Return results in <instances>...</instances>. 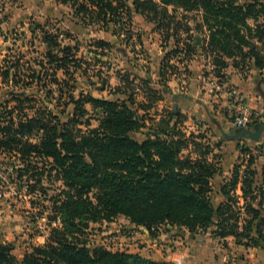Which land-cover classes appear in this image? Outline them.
Returning a JSON list of instances; mask_svg holds the SVG:
<instances>
[{
	"label": "trees",
	"instance_id": "1",
	"mask_svg": "<svg viewBox=\"0 0 264 264\" xmlns=\"http://www.w3.org/2000/svg\"><path fill=\"white\" fill-rule=\"evenodd\" d=\"M59 1L69 4L82 22L88 18V21L105 27L118 22L124 14L131 16L132 11L154 20L158 6L163 7L164 15L168 6L181 7L185 12H202V22L194 27L196 34L192 35L191 42L181 49L175 40V48L163 56L160 76L165 80L167 72L174 73L177 69L175 64L169 63L171 57L183 54L186 58L194 53L197 46L193 43L203 27L209 38L204 48L200 37L202 44L198 47L211 57L216 76L223 77L225 74L220 70L229 66L242 72V63L237 61V56H244V46L249 48V43L240 34L238 25L247 31L253 30V36L258 37L255 34L261 31L252 29L247 21L252 18L257 22L252 12L256 7L260 11L264 9V5L255 0L242 4L236 0H160L162 5L154 0H132L133 10L119 0ZM158 25L161 26V21ZM42 38L47 51L46 61L38 63L39 70L30 68V73L22 74L20 60H2V82L11 87L9 90L21 84L18 91L22 95H9L16 104L4 106L0 111V156L2 163L12 167L9 177L17 181L19 187L25 184L28 193L40 192L51 203L42 206L39 213L47 211L49 221L58 220L59 224L50 227L43 244H32L21 258L13 253L12 242H0V264H172L154 261L138 253L109 250L100 244L90 246L84 237L89 223L110 222L117 215L131 218L130 222L144 227L152 236L158 233L154 232V227L158 230L163 224L183 226L190 232L209 224L214 228V238L225 241L232 236L236 245L248 248L262 244L260 247H264V217L259 216V204L253 208L255 215L248 221L253 234L243 228L233 235L228 230L232 225L228 223L230 219L223 213L224 210L240 211L238 201L229 194L236 193L238 184L241 183L243 196L250 195L254 201L258 191L263 190L259 182L264 181V169L261 177H256L255 158L249 156L246 162L234 165L231 177L221 185L220 193L225 200L215 206L210 179L220 171L218 159L221 157L220 153L213 152L215 144L201 139L196 142V139L204 138L201 134L190 133V137H186L179 127L184 118L174 109L167 119L162 117L149 124L144 139H133L129 133L143 126L141 119L135 118L139 107L135 106L133 95L125 94L126 99L121 100L90 95L85 98L82 93L75 96L76 67L69 70L74 60L70 47L61 46L62 54L57 56L53 54V49L59 46L57 34L42 30ZM98 43L107 44L103 40ZM234 50H238V54ZM249 51L253 55V65L263 68L264 50H258L253 44ZM59 69L65 77L57 78ZM52 84L56 86V105L38 108L34 98L37 94L32 87L45 89V99H52ZM45 99L38 102L44 104ZM86 101H91L92 107L102 112L96 118L97 126L84 132L79 126L83 123L89 126L91 120L86 117L88 113L83 107ZM146 106L140 104V108ZM25 109L34 116L15 119L13 112ZM161 122H165L163 128ZM263 136L264 121L253 119L245 126H233L223 132L220 140L246 138L258 141ZM188 139L198 147L195 158L181 153ZM53 177L61 184L56 188L57 194L48 196V183Z\"/></svg>",
	"mask_w": 264,
	"mask_h": 264
},
{
	"label": "rangeland",
	"instance_id": "2",
	"mask_svg": "<svg viewBox=\"0 0 264 264\" xmlns=\"http://www.w3.org/2000/svg\"><path fill=\"white\" fill-rule=\"evenodd\" d=\"M154 1L159 5H162L160 0ZM236 1L239 2V4L252 2V0ZM255 1L264 5V0ZM119 2L122 4L125 3L133 10L131 4L132 0H125V2L123 0H119ZM114 4L117 5L116 1H114ZM161 8L163 7L158 6L156 19L154 20L150 19V17L147 18L140 13L132 11L131 16H127L123 13V17L119 19L118 22H111L108 27H105L99 23L88 21V18L82 22L79 19V16L74 15V9L71 8L69 4L62 3L59 0H0V24L5 22H12V24H14L13 29L7 31L5 35L6 38L9 39V43L7 44L9 48L7 50L5 48L0 50V54L2 53L1 68H3L2 60L5 58L6 60H20V70L22 74L25 72L26 74L30 73V68L31 70H39L40 66L38 63H44L46 61L47 51L42 38V30H49L54 34H57L59 42V46L53 49V54L61 56V46H69L70 52H72L71 54L74 60L72 61L73 63L70 65L71 68L69 70L73 71L76 67L74 74L76 84L74 83L75 89L73 91L75 96L82 93L85 98L90 95L94 98H120L121 100L123 98L126 99L125 94H131L133 95L135 106H138L139 109H145L146 107L140 108V102L144 101L138 100L137 98H139L138 95L140 91L146 92L147 90V93H150V89L146 84L148 83L147 77L149 76L148 72L150 71L148 63L151 61L150 59L148 60L150 57H147L146 55L148 53V49H144L146 43L151 37L150 34H148L149 31L151 30L153 33H156L155 37L152 38L153 40L157 39L160 41V45L163 47V57L167 52L175 48V40H178L179 42V45L177 44L179 46L178 48L181 46L184 48V44L191 42L192 35L196 34L194 27L198 24V22H202V12H185L181 7L168 6L167 13L164 15V10ZM258 8L259 7H256L255 11L252 12L253 16L256 17L257 22L252 18H249L247 21L252 29L258 28L261 31L260 33L255 34V36L258 37L253 36L255 33L253 30L247 31L240 25H238V27L241 29L240 34L248 41L249 48L253 44H256L258 50H264V9L260 11ZM11 15L14 17L13 21H11ZM160 21L161 26H157ZM207 32L206 27H203L200 31V35H196V37H199L200 40L201 38L203 39L204 48H206V42L209 38ZM10 39L18 42L16 43L14 41V43H12ZM33 39H38L40 42H43L45 48H38L40 47V44H38L37 48H35L36 46ZM98 40H103L107 44L101 45L98 43ZM249 48L244 46V56H239L238 50H234V53L238 54L237 61L242 63L240 65L243 68L241 73L246 77L252 74L258 78L259 83L264 84V67L258 68L253 65V55L252 52L249 51ZM202 51L205 52L203 49ZM206 51L209 52V50ZM182 56V54H179L178 56L171 57L169 63L175 64L174 62L176 61V58H181ZM145 67L148 69L143 70L144 77L137 80V75L140 74H138V70ZM227 69L228 68L221 69L220 72L225 74ZM58 72L59 78L65 77L62 69H59ZM168 75H170L169 72L166 73V79H168ZM204 75L210 87L213 89L217 82H221V80L224 79V76L221 78L216 76L211 57L210 64L204 72ZM163 80L165 79H162V81ZM163 85H165V83H163ZM50 86L51 90L54 91L51 95L52 99H45V94L43 92L45 89L37 88L36 86L32 87L31 90L34 92L36 91L35 93L37 94L34 98L37 101L36 106L38 108H43L46 105L51 107L56 105V86L53 84ZM230 86L231 85H228L227 88H230ZM10 88L11 87H9L6 83L0 84V111L4 106L12 107L16 104L15 101L10 100L9 98V95H14L8 92ZM19 88H21V84H17L15 89L12 90H20ZM234 91V88L230 89L232 99L234 96L233 94H235ZM40 99H45L46 103H39L38 101ZM170 106L171 104L169 103L168 107L170 108ZM83 107L88 113L86 117H91L89 126H86L85 123L79 126V128L86 132L88 128L97 126L98 121L96 118H98L102 111L101 109H94L91 101H86L83 104ZM245 108L247 109L246 106ZM139 109L137 112L134 111L136 112L135 118L138 120L141 119L143 126L139 130L131 131L129 133L133 139L138 141L147 136L149 124L152 122H158L162 119V117H164L163 119H167L169 117V112L173 110L172 108L167 109L166 111L168 112H162L161 115L164 116L158 119L157 116H153L152 111L148 113L146 111L142 112V110L139 111ZM228 109L229 108H227L229 123L232 124V126H235L233 123V116L229 114ZM13 113L15 119L21 118L23 120L25 119L23 116L28 118L30 116H34V114L30 113L26 109L22 111L18 110ZM194 119L188 120L187 123L192 126L191 130L187 128L188 125H183L184 121L180 119V121H182H178L180 122V129L184 132L186 137H190V133H193L195 136L200 134L204 136L205 134V141L209 140L212 144H215L213 152L219 154V146L222 143V141L220 143V139L217 137L219 133V126H217V124H211L210 121H207V125H209L210 128L205 129L203 119H196V117H194ZM64 120H67V118ZM252 120L253 119H250L249 117V122ZM163 125H165V122H161L160 127L163 128ZM200 139L203 141V138H199L196 139V142H200ZM242 139L243 140H241L236 146L240 155L239 160L241 158L248 159L249 156H252L261 162L262 166L257 167V170L260 168L262 171V169H264V139L259 140V142L255 145H252L249 141L244 140L246 138ZM190 140L191 142H194L195 139L192 140L191 138ZM190 140L188 139V144L186 143L181 153L195 158L199 153L196 151V149L198 150V147L192 144ZM221 162H218L219 166ZM236 162H238V160H236ZM224 165H228V163L225 164L224 162ZM8 167L10 166L5 164L4 161L2 163V159H0V193L2 194L0 197V235L2 238L6 239L7 237L11 240L9 242L13 243L17 249L16 254L19 256L26 246H31L32 244H43L45 239L48 237L50 229H47L44 224H41V226L38 223V217L42 214L39 213L41 212L42 206H49L51 203H49L47 199L40 194V192L28 193L26 191L25 184H23L22 187H19L18 182L14 181L12 177H9L8 179L9 174H12V170L7 171ZM4 177H6V179H3ZM259 183L263 190L258 191L255 201L249 197L250 195L243 196L242 192L229 193L230 196H233V198L238 201V205L241 206L240 211H238V209H233L232 212H230L231 210L223 211L225 216L230 219L228 223L232 225L228 230L233 235L240 233L243 228L248 229L250 234H253V232L251 233L253 230L252 226L248 224V221H250V219L255 215L253 208H256L255 206H258V204L261 209L259 211V216L261 218L264 217V181ZM43 184H46V181ZM48 184L49 189L46 194L48 196L57 194L58 190L56 188L60 186L61 181L53 177L52 181ZM248 191L249 190L247 189L246 195H248ZM217 200L218 199L212 200L215 206L222 204L225 197L222 198L220 203H217ZM244 206H247L245 210L243 209ZM130 219L131 218L124 215H117L113 217L110 222H90L88 228L86 229L87 234L84 237L89 240L88 243L92 246L100 244V241L106 234H110L109 236L117 235V239L110 244L116 245L117 248H119L120 245H117L118 239L121 237H131L132 235L129 232L134 230L133 226L136 227L134 223L130 222ZM158 228L161 231L173 232L175 235L183 236V234H192L194 238L198 237L201 241H205V239L211 241H213V239H217L212 236L214 228L209 224L202 226L201 228H196L195 232H190L188 231V228L183 226L179 227L178 225L169 224L159 225ZM159 229L157 230V228L154 227V230H156L154 232H159ZM22 233H24V236ZM30 238H32V241L29 242L28 240ZM26 242H29V244H25ZM218 242L223 250L228 251V262L226 264H232V262L233 264H264V247H260L262 251L255 252L251 249L244 252L243 250L239 254V249H243V246L240 247L241 245H236L234 243V237L228 236L225 241L220 240ZM261 245L262 244H260V246ZM120 247L124 248V246Z\"/></svg>",
	"mask_w": 264,
	"mask_h": 264
},
{
	"label": "crops",
	"instance_id": "3",
	"mask_svg": "<svg viewBox=\"0 0 264 264\" xmlns=\"http://www.w3.org/2000/svg\"><path fill=\"white\" fill-rule=\"evenodd\" d=\"M13 20L14 17L11 15V21ZM13 26L14 24H12V22L0 24V50L2 48H5L6 50L9 48V46H7L9 39H7L5 35L7 31L13 29ZM148 34H150L151 37L146 43L144 49H148V53L146 55L147 57H150L148 60L150 59L151 61L148 63L150 71L148 72L149 76L147 77L148 83L146 82V85L150 89V93H147L146 90V92L140 91L139 95L136 94L139 96V98H137L138 100L144 101L140 103L147 104L145 109H139V111L142 110V112L146 111L148 113L152 111L153 116H157L159 119L164 116L161 115L162 112L172 108L176 112L180 113V115L184 118L183 125H188V127H186L190 130L192 126L187 123L188 120H192L194 117H196V119L200 118V120H204L205 129L210 128V126L207 125V121H210L211 124H217V126H219V133L217 137L220 139L223 132H228L233 127L232 124L229 123L227 108L233 100L230 94V89L234 88L235 93L242 99L244 105L247 107L250 113V119H261L264 121V84L259 83L258 78L252 74L246 77L238 69H234L229 66L225 72L224 79H222L221 82H217L214 89L211 88L204 75V72L210 64V57L202 51V48L198 47V45L202 44V41L200 40V43L198 44L195 42L193 43L194 46H197L194 53H191L186 58H183V54L181 58H176V61L174 62L177 65L176 71L174 73H170V75L167 76V80L162 81L160 71L161 60L163 58V47L160 45V41L157 39L153 40L152 37H155L156 33H153L150 30ZM33 40L36 46H34L35 48H37L38 44H40V47L38 48H45L43 42H40L38 39ZM10 41L14 43L15 40L10 39ZM15 42L17 43L18 41ZM182 48L183 47L181 46V49ZM1 58L2 53L0 54V71L2 70ZM179 59L182 60L178 62L177 60ZM147 69L148 68L145 67L138 70V74H140L137 75V80L144 77L143 70ZM57 78H59L58 71ZM163 83H165V85H163ZM0 84H5L2 82L1 75ZM228 85H231L230 88H227ZM11 91L14 90H9L8 92L10 93ZM15 92L21 91L15 90ZM169 103L171 104L170 108L168 107ZM205 137L206 136L204 134L203 141H205ZM262 139H264V136L260 140ZM241 140L243 139L219 140L220 143L221 141L222 143L219 146V153L221 154V157L218 160L219 162H223L220 163V171L215 173L210 179L213 199H218L217 203H220L223 198V195L220 193L221 185L224 181L231 177L234 165L241 161H247V159L243 158L239 160L240 155L236 146ZM244 140L249 141L252 145L259 142V140ZM206 141L212 145L209 140ZM0 159H2V156H0ZM236 160H238V162H236ZM224 162L225 164L228 163V165H224ZM260 164L261 162L255 159L253 166L258 169L257 167L262 166V164ZM261 173L262 171L259 168L256 177L260 178L262 175ZM240 184H238L236 189L237 193L241 192ZM133 227L134 230L129 232L132 235L131 237H121L118 239L117 245L124 246V248L119 246L121 250H126V252L130 253H138L142 257L159 262L168 261L169 259L167 258V255L174 257L178 253H181L183 256L182 264H226L228 262V251H225L220 247V244H218V241H220L219 239H213V241L205 239V241H201L200 238H194L191 234H183V236L175 235L173 232L161 231L160 229L155 236H152L142 226ZM22 235L24 236V233H22ZM9 241H11L9 238L6 237L5 239L0 235V242L5 243ZM28 241H32V238ZM29 242H26L25 244H29ZM28 248L29 246H26L19 256L16 254V248L13 250V253L18 258H21L25 250ZM242 248L243 249H239V254L243 250L244 252L251 249L255 252L262 251V247L260 248V246Z\"/></svg>",
	"mask_w": 264,
	"mask_h": 264
},
{
	"label": "built area",
	"instance_id": "4",
	"mask_svg": "<svg viewBox=\"0 0 264 264\" xmlns=\"http://www.w3.org/2000/svg\"><path fill=\"white\" fill-rule=\"evenodd\" d=\"M208 78H210V77H208ZM234 93H235V91H234ZM233 95H234L233 100H232L230 106L228 107L229 108L228 109L229 114L231 116H233V119H234L233 123L235 126H245L249 122L250 113L245 108V106L243 105L242 99L236 93ZM8 170L11 171L12 167H8L7 171ZM3 175H4V173H3ZM3 179H6V177H4ZM8 179H9V176H8ZM1 196H2V194L0 193V197ZM47 215H48V212L45 211L38 217L39 218L38 223L40 225L44 224V226H46L47 229H50V227H53V226H56L57 224H59L58 220L49 221ZM117 237H118L117 235H114V236L106 235L100 241V245H102L103 247H105L109 250H114V251L115 250H121L120 248H117L113 244H110L113 241H115L117 239ZM167 258L169 259L168 262H171L172 264H182L183 263V256L181 253H178L174 257H170V255H167Z\"/></svg>",
	"mask_w": 264,
	"mask_h": 264
},
{
	"label": "water",
	"instance_id": "5",
	"mask_svg": "<svg viewBox=\"0 0 264 264\" xmlns=\"http://www.w3.org/2000/svg\"><path fill=\"white\" fill-rule=\"evenodd\" d=\"M196 44L200 43V39L199 37H196V41H195ZM11 94H14V95H18V96H21L22 95V92H15V91H11L10 92ZM192 236V234H191Z\"/></svg>",
	"mask_w": 264,
	"mask_h": 264
}]
</instances>
